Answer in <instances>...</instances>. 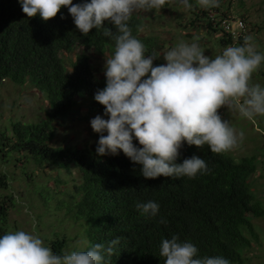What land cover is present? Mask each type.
<instances>
[{
  "label": "trees",
  "instance_id": "trees-1",
  "mask_svg": "<svg viewBox=\"0 0 264 264\" xmlns=\"http://www.w3.org/2000/svg\"><path fill=\"white\" fill-rule=\"evenodd\" d=\"M83 2L90 0H73L74 4ZM210 10L215 13L201 10L190 25L201 22L203 31L217 34L222 46L235 45V41L242 44L249 33L233 37L222 25L229 18L227 12H221L222 7ZM141 22L133 12L129 21L133 35L145 44L148 54L156 53L157 39L140 34ZM105 27L116 34L112 25L106 23ZM76 47L77 55L66 65L65 53ZM113 52L114 40L106 37L103 29L82 35L67 8L62 7L54 18L44 21L39 14L27 17L19 0H0V84L30 83L48 102L40 120L14 121L8 130L0 131L1 152L5 157L17 153L37 165L78 169L81 183L75 186L76 196L68 210L94 225L88 246L122 237L110 264H164L159 246L162 239L173 235L193 243L201 256L221 255L231 264H242L244 251L251 240H257L252 218L264 215L250 180L256 171L252 157L236 159L229 152L213 153L207 145L198 148L184 143L177 163L196 155L206 161V173H198L195 178L145 179L140 174L141 165L134 164L122 151L98 156L97 145L74 148L51 143L58 122L70 116L78 97L87 102L90 113L104 112L94 94L105 87V77L97 74L91 56H110ZM159 64H163L159 59L153 62L154 66ZM93 134L98 140L99 135ZM133 143L141 147L136 140ZM1 183L5 186L4 180ZM147 201L159 204L155 216L137 209V203ZM8 207L5 201L0 202V236L6 233ZM65 243L64 237H57L50 246L61 254Z\"/></svg>",
  "mask_w": 264,
  "mask_h": 264
},
{
  "label": "clouds",
  "instance_id": "clouds-1",
  "mask_svg": "<svg viewBox=\"0 0 264 264\" xmlns=\"http://www.w3.org/2000/svg\"><path fill=\"white\" fill-rule=\"evenodd\" d=\"M166 2L19 0L29 18L39 14L47 21L62 7L67 8L82 35L103 29V34L114 40V52L103 64L105 87L94 94L104 113L90 120L92 131L99 135L97 155L122 151L134 164L141 165L140 174L145 179L195 178L208 171L207 163L196 155L177 163L184 143L198 148L207 145L211 152L220 154L244 139L243 131L223 119L219 109L237 110L249 120L264 116V86L251 82L264 64V53L257 50L252 35H245L242 45L226 46L214 58L205 54L198 41L180 40L162 54L165 63L154 66L161 56L148 54L145 44L133 35L129 21L133 12L161 9ZM179 3L185 9L193 8L189 0ZM198 5L216 8L220 0H198ZM106 23L115 28V35ZM134 139L141 147L133 143ZM136 207L153 216L159 211L154 201L137 203ZM121 239L117 236L90 246L84 241L83 248L57 254L36 232L33 221L31 232L8 231L0 236V264H110ZM159 254L164 264H231L221 255H199L193 243L181 241L177 235L162 239Z\"/></svg>",
  "mask_w": 264,
  "mask_h": 264
},
{
  "label": "rangeland",
  "instance_id": "rangeland-1",
  "mask_svg": "<svg viewBox=\"0 0 264 264\" xmlns=\"http://www.w3.org/2000/svg\"><path fill=\"white\" fill-rule=\"evenodd\" d=\"M189 2L193 5L190 10L185 9L179 0H167L161 9L135 11L142 18L140 34L157 39L156 54L161 56L158 59L163 63L162 54L180 40L198 41L205 49V54L213 58L221 54L226 46L233 45H220L217 34H206L200 26L201 22H196V26L190 25L191 21L197 19V14H201V10L210 11V14L215 11L200 7L198 0ZM219 7L229 17H242L247 21V32L254 37L257 50L264 53V0H220ZM242 44L235 41V45ZM78 51L76 47L65 53L63 60L66 65H70V60L75 58ZM106 57V54H92L91 62L97 74L104 75ZM251 82L264 86V64L253 74ZM81 98H77L70 116L58 122L51 141L54 146L79 148L97 145L98 140L90 127V120L104 112L90 113L87 102ZM47 103L45 95L30 83L19 85L3 82L0 84V131L8 130L14 121L40 120ZM219 113L237 131L244 133V139L227 152L236 159L252 157L256 171L250 180L264 208V116L249 120L228 107H222ZM104 118L107 119L106 116ZM0 179L5 181V186H2L0 180V202L5 201L9 206L4 223L6 232H31L35 221L36 232L46 244L50 245L51 240L57 237L65 238L63 252L85 247L84 241L89 245V235L94 225L85 219L76 218L68 210L72 205V197L76 196L75 186L81 183V174L77 168H60L48 163L37 165L32 159L19 158L17 153L5 157L0 150ZM252 223L257 240H251L250 247L244 251L242 264H264V215L252 218Z\"/></svg>",
  "mask_w": 264,
  "mask_h": 264
},
{
  "label": "built area",
  "instance_id": "built-area-1",
  "mask_svg": "<svg viewBox=\"0 0 264 264\" xmlns=\"http://www.w3.org/2000/svg\"><path fill=\"white\" fill-rule=\"evenodd\" d=\"M222 25L224 30L228 31L235 38L247 32L246 22L242 18L224 20Z\"/></svg>",
  "mask_w": 264,
  "mask_h": 264
}]
</instances>
